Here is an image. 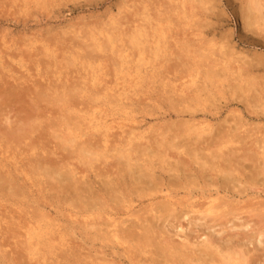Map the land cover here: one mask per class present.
<instances>
[{
    "label": "bare ground",
    "instance_id": "obj_1",
    "mask_svg": "<svg viewBox=\"0 0 264 264\" xmlns=\"http://www.w3.org/2000/svg\"><path fill=\"white\" fill-rule=\"evenodd\" d=\"M137 1H140V0H137ZM154 1H156V0H154ZM157 1L155 2V6L157 5ZM163 1L164 0H162V2ZM166 1H169V0H166ZM240 1H241V8H239V6H238V9L240 10V12H241L240 16L242 17V19L241 18L239 19V20H242L241 26H243V29L247 31V34L251 33L253 37L259 36V38H260V35H263L261 33L264 32V0H240ZM240 1H239V4H240ZM18 2H19V0H18ZM18 2H16V3H18ZM32 2H34L37 5V7L38 6L44 7V5L46 4V0H32ZM48 2L50 3V1H48ZM134 2H135V0H134ZM134 2H133V4H134ZM145 2L147 4L148 0H145ZM145 2H142L143 4H140L142 6V7H140V10L138 7H137L138 9L136 8L137 10H139L138 11L139 14L136 15V16L140 17L138 20L134 17L135 12H132V11L130 12V13H133V15L131 14L134 17L133 20L136 19L138 22L135 20H134L135 21L134 22L132 19L130 20V18H131L130 17L128 19V21L130 20L132 23L134 22V25H132L130 23L131 25L130 24L129 25L131 27H129V29H125V31H121V29H120L121 26L126 27L127 23L124 22L125 20L123 21L124 23L121 24L120 22L117 23L114 20L116 18H111L110 19L111 27H109L110 29L107 32H105V34L100 33V34H102L104 40H102V38L101 39L95 38L96 37L95 33L92 34L90 37L91 41L94 45L93 48L96 51H98V52L103 51L104 52L105 47L107 50L109 49L110 51H112V55H114L115 59H117L119 62V64L117 63V65H119L120 68L122 67L121 68L122 72L125 71V74L130 76V79L132 78L131 75H134L133 77L135 78L134 79L135 82H133V79H132L131 80L132 84L131 85L129 84L130 86H128V87L125 86V82H126L127 78L124 79V76H123L122 81H121V79H118L119 77L117 79L115 78L117 81H115V83H114V87H113L114 89L111 90V88L110 89L108 88L110 92H113L112 95H107L109 93L107 88L105 90V94L101 93V91L99 89L100 93L104 94L103 98L109 99V100L107 99L106 100L107 103H105V104H109V108H106V110L96 112V110L94 111L91 107L89 108L88 106H82L84 103L83 104L76 103V105L79 106V107H77L79 109L77 110L74 107V105H72L71 107L75 108V110H72V108H71V111H70V107H68L70 105V102H68L67 99L71 100L72 98H74L73 101L76 99L75 101L78 102L80 100L79 96H78V99L76 96H74V94H77L78 92L71 95L70 92H68L65 88L66 92H64V93L66 94L68 92V95L64 94V96H60L61 95V92H60V95H56V97L53 98L55 95V92L53 90L51 91V89L49 87L51 84H48L49 86H47L45 88L43 87V89H45V90H42L41 86H43V84L38 82V81L35 82V79H34L32 84H36L37 86H34L32 88L27 87L30 84L29 79L32 78L33 76H26V77H24L25 79L22 78L21 76H19V78L16 77L18 79H15L13 77H10L9 75L8 76L7 75L5 76L4 74H3V76L0 75V149H1L0 151L2 152V154H1L2 157L4 155L6 156V154L8 155V157L4 156L3 161H5V158H6V159L11 160L13 163V161H18L17 157H20V156L21 157L24 156L23 158L29 157L30 158V159H28L29 163L27 165L25 163H24L25 165H20L21 163H19L20 167L18 168L20 170L24 166L28 167L27 171H24L23 170L24 168H23L22 172H21V173H23V175H25L26 181L27 182L33 181V184L35 183L34 185H32L33 187H38V188L43 187L44 191H45V189H48L47 187L49 186L50 187L49 189L53 188V190L55 191V193L57 195H62L61 197L64 199L63 201H65V203H66L65 205L68 208V213L70 216V218H69V216L67 218H69V220L70 219L71 220L73 219V221L75 220L74 222H80V221H78V219H81L82 220L81 224L83 226V229L85 228V231L91 235L92 241L100 240L102 243L103 242L104 243L105 242H108V243L111 242V245L113 246V248L118 247V248L122 249L124 254L131 253V251H132L134 253H141L144 256L148 255V256L155 257L157 264H173V263H175L174 258H176L177 261L179 260L178 264H252V260L250 258L251 257L250 255L252 252L251 250H247V248H246V250L245 249H239L238 250V247L236 249L235 246H234L235 248L232 246L229 249H227L226 247L223 249H220L219 248L220 246H217V245L220 244L221 241L218 244L216 242L212 241L214 234L209 233L210 232V231H208V230H210L209 227L208 228L204 227V229H206L208 231V234L206 235L205 233L202 232L203 233L202 234L203 239L199 240L200 236L197 238H196V236H194L196 239L194 240V238H193L194 241L190 242V240H192L193 235L191 238L189 237L190 236L189 234H188L189 236L187 235V232H189V233L191 232V234H192V231L190 230V228H191L190 225L195 224L193 221L190 220L191 218L188 219V217H189L188 215L191 213L193 215H199V217L203 218L202 220H206V219H210L212 221L214 220L213 223H215V221H220V220L225 222V220L228 219L227 216H230L231 213L234 214V212H238V210L240 211V209L243 210L244 207L240 208V206H239V202L237 201L238 198L237 199L235 198V200H236V202H235V200H231L232 199L231 196L230 197L227 196L229 192L234 193V194L238 193L239 194L238 196H243V194H246L245 192L246 191L248 192V190L252 189V190L257 191L258 188H260L259 189L260 192L264 194V138L258 139V141H256V140L252 141V139H251V142L249 143L248 147H247V144H245L243 142L245 138L244 139L242 138L241 141L239 139L240 142H237V141H236L237 143L234 142L236 144V147H235L234 143L231 142L232 140H231L230 134L235 133L238 128L244 127V125H240L241 121L243 120V117H240L241 113H239V117L237 118L238 120L235 117H233V118H235V120H237V123L233 122L234 126L232 124H230V122H229V124L232 126L226 125L227 126L226 127L224 125L223 131L214 132L213 130H214L215 126L211 125L207 120H205L206 118L201 119V120L195 119V116H194L195 113L194 112H197V110L196 109H194V110L190 109L191 107H190V105H188L189 103L186 104L184 102H181V103L177 102V100H180L183 98L182 94L185 93V91L183 89H180V90L177 89L174 92L179 93L180 96H182V98L178 97L179 99L177 98L176 101L175 100L172 101L167 96V99H169L170 100L169 102L172 103L171 106H173L172 107V110H174L173 112H175L177 115L188 114L189 119L180 124L181 126L179 129H182V130L178 131V127H177L178 125L175 126V128L177 127L176 128L177 131L176 132H175V130H173V131L175 132L176 136L173 135V138L171 140L168 139L167 141L163 142L164 140L161 141V139H160L161 142L158 143L159 144L158 147L163 146L164 149L166 148L164 151H160V152H156L155 150H152L151 149L152 147H150V145H149L150 143L147 144V147L142 144L143 143L142 140L143 139L146 140V139L143 136L144 135L143 132H140V133L136 132L137 127L129 128L131 130H130V133L128 135H127V133L129 132L128 130L126 133L123 134V132H125L123 130V128H126V127H123L124 125L121 126L120 125L121 123L120 124L116 123V120H114V119H112L111 121H109L107 119L108 116L111 118V117L115 116L116 114H119V112L123 113L124 111H126L128 109V104H125V101L128 100V96H129L128 94L129 93H130V95L134 94L131 92H135V90H134V89H136L135 87L140 85L142 82L146 83V80H148V78L151 79L154 76L157 77V75H158L155 72L157 68L154 71L153 69H150V67H148L147 63L145 62L146 57L144 58V56H143L145 49L143 50L142 48L144 46H148L147 48L151 49L152 48L151 45H154L155 49L153 50V48H152V55H155V59H157L156 57L158 55L156 52H159L162 49H165L166 46L168 45V44L166 45L167 41H165V38H166L165 33H166V31H169V29L165 30L164 25L162 23L163 21L161 22V20H162L161 16L162 15L164 16V10H166V9H164L163 5L165 6V8H167V5H169V4H167L168 2L167 3L164 2L167 5L162 3L163 8L161 7L160 10L163 11V13H161L157 9L158 8V6H157V8L156 7L153 8V11H154L153 14L149 13V11H152L151 8L153 6L151 7V5H148L149 9H147L148 6L144 5ZM159 2L161 5L160 0H159ZM211 2H212V0H211ZM21 3L22 4H25V3L29 4V2H27V0H22ZM174 4L176 5V3H174ZM174 4L172 6L174 8H171V9L172 10H175V9L179 10V11H177L179 13L178 16L179 17H180V15H181V17L183 16V20L180 17V19H181L180 21L183 22L185 20L186 23H184V26L188 25L190 30L192 27H194L193 24H190V23H193V21H194L193 19H196L197 21H199L197 18V14L202 12L205 15L204 16L205 18L213 16L214 7H213V5H210L209 0H178V4L176 6H174ZM212 4H214V2ZM138 5L134 4V6H138ZM187 5H189V7ZM9 6H10V3H9ZM12 6H13V3H12ZM16 6H17V4H16ZM22 6H24V11H25V9H28V8H25L27 5H22ZM32 6H34V5H30L29 7H32ZM125 6H127V5L124 2V9H126ZM129 7L130 6L128 4L127 8H129ZM18 8H14V10L18 9ZM171 9H170V11H171ZM199 9H201V10L198 11ZM29 10H28V12H29ZM135 10H133V11H135ZM215 10L217 11V8ZM122 11L120 10L118 12H122ZM125 11L126 10L123 11L124 15L122 13H117V14H121V16L123 15L124 17H125V15H128V17H129L130 16L129 10L127 11L129 14L124 13ZM166 11H169V10H166ZM140 12H141V14H140ZM197 12H199V13H197ZM170 13H168V14H170ZM20 14H22V13H20ZM217 14H221V13L217 12ZM217 14L215 13V17L217 16ZM24 15H25V12H24ZM124 17H120V19L118 18L117 20L122 21L121 19ZM202 18L203 17H201V20H202ZM171 19L174 20L173 17ZM212 19H215V18H212ZM163 20H166L165 22H166V24H168L167 18L164 17ZM173 20L171 22H173L177 28L178 22L176 23L175 22L176 20H174V21ZM197 21L196 22L194 21L195 22L194 24L198 23ZM203 21H202V24L200 21V25H203V23H204ZM205 21H206V19H205ZM216 21L217 20H215V22ZM126 22H127V20H126ZM207 22H208V20H207ZM207 24H210V23H207ZM207 24H206V27H208ZM179 25H181V24H179ZM197 25H199V23ZM200 25L198 26L199 27L198 30H200ZM204 25H205V23H204ZM178 27H180V26H178ZM203 27H205V26H203ZM218 27H216V28H218ZM67 28H70V27H67ZM180 29L181 28H179V30ZM182 29L184 30L185 28L182 27ZM196 29L197 28L195 27V30ZM172 30L170 29L171 32H172ZM69 31L71 32L72 29ZM77 31H75V30L73 31L76 38H78L76 36V34H79ZM70 32L67 31L66 33H70ZM82 32H84V34H86L87 30L86 31L84 30ZM64 33L62 31L61 36L63 34L65 37L66 33L65 34ZM196 33H198V32H196ZM201 33L202 32H200V34ZM190 34H191V32H190ZM198 34H196L197 37L199 36ZM58 35L60 36V34H58ZM70 35L68 37H70ZM126 35H128V36H126ZM172 35H171V37H172ZM81 36H83V35H81ZM81 36H79V37L81 38ZM180 36H181V34H180ZM180 36H178V38ZM202 36H204V35L202 34ZM221 36L218 35V39L220 38L218 42H215L214 39L210 40V38H209L210 41L209 40L207 41V44H209V46H210V47L207 46L209 48V50L202 49V50H204L203 51L204 53H205V50L207 51L205 54L202 51H201L202 53L200 52V54L197 53V51L199 52L200 49L203 47L202 45H200L199 47L196 46V47H198L196 49L197 51L194 50V52H193L194 57L193 56L192 57L198 58L196 56L198 54L199 57L202 59H206L205 57L211 58L210 60H206L207 62L209 61L208 63L211 64V67L209 65L210 68L207 69L206 71H204V73H202V70L199 67L201 70V74L203 76H200L198 72H196L194 74L195 69L193 68L194 72L191 75H189L190 80H189V82H187L188 84L186 83L188 85V86L186 85L187 90H188V88H192V89H195L194 91L196 92V90H197V88H199V86L200 87L202 86L204 88L205 83L207 84V81L209 82V84L215 83V82H216V84H218L217 81H219V80L222 83H224L223 81H225V80H221L220 78L221 77L225 78L228 74H230L231 76H233L234 79H231L230 76H229V78H230L231 82L232 81L234 82V84H232V86L231 85L229 86V84L231 83L229 81L228 83L226 82L228 84L226 86L230 87L231 91L237 92V94H238V92H240V94L242 95V101H247V103H248V106L244 107V109L245 110L247 109V111H248V108L250 106L251 109H249V110H251L253 114L254 113H263L264 114V101H263V97H262V94H264V93L258 92V90H256V88H254L256 85L254 87L253 86L251 87L252 83H254V82H255V84L258 83V81L255 80V78H256L255 74L252 72L254 74V77H253V75L251 77H253L255 81H252V83L250 81L251 85L248 83L246 84L244 81L245 77L244 78L242 77L243 66L245 65V63H247L245 61L248 59V57L246 55H243L242 53H238L237 51H235L234 47H229V45H231V44L228 45V41L225 39V37H223L224 34H222ZM243 36H244V34H243ZM83 37H85V36H83ZM83 37L81 40H78V41L84 40ZM100 37H101V35H100ZM125 37H127V39ZM257 37H256V40H257V42H259V40H261V39H258ZM124 38L127 41L126 43L129 42L130 46L132 45V48L135 47L138 49L139 58H141L143 56V59L141 58L140 60L142 62H145V63L140 64V62H141L140 60L136 61L137 65H135V62H133L132 60H129L127 62L128 55L125 57V55H126L125 54L126 51L124 53L125 46H123V48H122V45H120V47L118 46V43L123 44L122 39H124ZM69 40L70 39L67 40V43L71 41V40L70 41ZM72 40L77 41V39H74V35H73ZM84 41L86 42V40H84ZM36 42H37V40H36ZM181 42H183V41H181ZM184 42H185V40H184ZM37 43H39V42H37ZM79 43H82V42H79ZM79 43L77 42L76 44L79 45ZM195 43L192 42V44H195ZM76 44L74 43L73 45H76ZM85 44L87 46H90L87 43H84V45ZM180 44L181 43H179L177 45H179V48H181V50L184 51L182 53V56L184 53H189V51L191 52V50L187 51V48H188L187 44L184 43L183 46H181V47H180ZM204 44L206 45V43H204ZM32 45L33 44L24 45V46L28 47L27 52L28 51L36 52V53L39 52V54H36V56L40 55V56H47V57L50 56L51 53L53 54V51L52 52L50 51L51 47H50L49 43H48V45L41 43V46H42L41 49L35 48V46H32ZM82 45L83 44H81V46ZM103 45H106V46L103 47ZM159 45H160V47H159ZM61 46L65 47V44H63V45L61 44ZM77 46L75 47L76 49H77ZM168 46H170V45H168ZM4 47H6V45ZM13 47H16V46H13ZM18 47H20V46H18ZM26 47H24V48H26ZM205 47H203V48H205ZM60 48H62V47H60ZM16 49L18 51V48H16ZM57 49L59 50V48H57ZM67 49L69 50V48H67ZM72 49L73 48L71 47L70 51ZM88 49L89 48H87L85 51L87 52ZM170 49H172V48H170ZM175 49H177V48H175ZM189 49H193V48H189ZM2 50L3 49H1L0 51L2 52ZM35 50H37V51H35ZM54 50H55V48H54ZM95 50H94V52H95ZM114 50L116 51V53L114 52ZM11 51L13 52L14 50H11ZM25 51L26 50H24V52H23L24 54H25ZM167 51H169V50H167ZM173 51H174V49H173ZM178 51H179V49H178ZM178 51H176V52H178ZM1 52H0V69H1L0 73L2 74L3 70H4V72L6 74H8L10 72L9 71L10 65L6 66L5 63H7V62L6 61H5V63L2 62L3 60H2L1 55L3 53L1 54ZM3 52H4V50H3ZM71 52H68L67 55H69V56L71 55V57L74 55V57H76L75 58L76 63L78 62L77 60L80 59L79 61H80L81 66L84 65L82 67L83 69H85V66H89L87 64V60H83L84 58H80L78 56H75V54L71 53ZM86 52H84V54L88 58V55H86L87 54ZM8 53L10 54L11 52L9 51ZM66 53H67V50H66ZM106 53L107 52H105V54ZM123 53L125 54L124 56H123ZM134 53H133V55H134ZM149 53H151V50ZM149 53L146 50L145 54L147 55ZM169 53H170V51H169ZM195 53H197V54L195 55ZM20 54H21V52L19 53V55ZM63 54H65V52ZM77 54L80 56L79 53H77ZM91 54H92V51L89 53V55L92 57ZM95 54H99L98 55L99 59L97 56H96L97 57L96 59L99 60V62H101L100 58L102 59L104 57L103 56L104 54L102 56L100 55V53L95 52ZM8 55H7V59L10 56V55L9 56ZM58 55H59V52H58ZM61 55H62V52H61ZM161 55H159V56H161ZM177 55H180V53ZM12 56H14V52H13ZM17 56H14L13 58L18 59ZM189 56L190 55H188V57ZM19 57H22V56H19ZM28 57H29V55H28ZM172 57H173V55H171V58H169V59H172ZM178 57L179 56H177L175 59H177ZM3 58H4V56H3ZM180 58H179V60H182ZM183 58H185V57L183 56ZM17 59L11 58V60L9 62H12L14 60L16 61ZM22 59H21L20 63L18 61V65L21 68L26 66V64L24 63V61H22ZM48 59H49V57H48ZM63 59H64V57H63ZM63 59H61V60H63ZM70 59H73V57ZM70 59H68V61H65V62H69ZM89 59H90V57L88 58V60ZM147 59H149V57ZM186 59H187V57H186ZM256 59H257V57H256ZM162 60L164 61L167 59H161V61ZM194 60L195 59H193V61ZM258 60H253V62L257 61V63H256L257 66L255 65V67H254L255 70L258 69V72H260V70L264 71L262 64L260 62H258ZM46 61H48V60H46ZM84 61H86V65H85ZM157 61H158V59H157ZM161 61H158V62L160 64H162L163 61L162 62ZM183 61H185V59ZM259 61H261V60H259ZM65 62H64V65H65ZM166 62H164V64ZM188 62H190V61L188 60ZM200 62H199V64H200ZM26 63H28V62L26 61ZM35 63H37V62H35ZM35 63H34V65H35ZM47 63H50V62H47ZM71 63L70 62H69V64L66 63L67 64L66 67L68 65L70 66ZM88 63H89V61H88ZM90 63H93V62L90 61ZM96 63L98 64V62H96ZM129 63L133 64L132 68H128L125 70V68H127V65H130ZM149 63H151V62H149ZM183 63L184 62H182L181 64L183 65ZM190 63H187V64L189 65ZM12 64H14V62ZM73 64H75V61ZM187 64H185L184 66H187ZM263 64H264V62H263ZM49 65H51V64H49ZM56 65L57 66H55V67H58V63ZM98 65H100V64H98ZM201 65H199V66H201ZM73 66L74 65H72V67ZM152 66H154V65H152ZM156 66H159L158 63ZM194 66H196V65H194ZM76 67H78V66H76ZM142 67H143V69H142ZM201 67H204V65ZM50 68H51V66H50ZM189 68H190V66H189ZM195 68H197V67H195ZM246 68H245V70H246ZM45 69H48V68H45ZM64 69H66V68L64 67ZM188 70L190 71L191 68ZM56 72H58V71H56ZM160 72L161 71H159L158 73H160ZM27 73H29V72H27ZM49 73H50V71H49ZM59 73H61V72L59 71L57 74H59ZM190 73H191V71H190ZM54 74H55V72L53 73V75ZM163 74H164V71H163ZM95 75L93 76V74H92V76L89 77V81L91 82L90 84L92 85V88H94L95 85L101 84V83H99L100 77L95 76ZM14 76H15V74H14ZM39 77L38 78L36 77L37 80H39ZM41 77H42V75H41ZM64 77H65L64 78V80H65L66 76H64ZM80 77H82V76H80ZM115 77H117V76H115ZM201 77H202V79L200 80ZM249 77H248V79H250ZM45 78H47V77H45ZM45 78H44V80H45ZM57 78H58V76H57ZM61 78H62V76H61ZM101 78H102V76H101ZM217 78L219 80H217ZM68 80L69 79L67 78V82H68ZM10 81L13 83H11ZM86 81L87 80H85V83H86ZM127 81H128V79H127ZM55 82H59L58 79L55 80ZM102 82L105 85L107 83V82L105 83L104 81H102ZM117 82H121V83H117ZM147 82L149 83L150 81H147ZM9 83H11V84H9ZM78 83L79 82H77L76 85L81 86V84L78 85ZM40 84H42V85H40ZM44 84H47V83H44ZM58 84L59 83H57V86H59ZM60 84L63 86V81ZM209 84H208V86H209ZM260 84H261V82H260ZM65 85L67 86V84H65ZM70 85H69V87H70ZM180 85H182V87H183V85H185V84H180ZM57 86H55L56 87L55 90H58L59 88L61 89V86L60 87H57ZM108 86L110 87L111 84ZM133 86H135V87L133 88ZM214 86L216 87L215 84H214ZM152 87H153V85H152ZM52 88L54 89V87H52ZM72 88H71V90H73ZM79 88H81V87H79ZM100 88H102V87H100ZM162 88H161V90H162ZM203 88L200 90L198 89V90L203 91ZM218 88H220V86ZM38 89H40V90H38ZM168 89H170V88H168ZM174 89H176V87ZM48 90L50 92H47ZM62 90H63V87H62ZM103 90L104 89H102V91ZM207 90H208V88H207ZM263 90H261V91H263ZM79 91H81V90H79ZM99 91L96 93L94 92L95 94L92 97L93 99L90 96H89L90 98L87 97L89 101L92 100L91 101L92 103H90V105L93 104V102H97L99 95H101V94H99ZM189 91H191V89H189ZM170 92H172L171 89H170ZM228 92H229V90H228ZM56 93H57V91H56ZM84 93H83V96H84ZM207 93H209V92H207ZM248 93H249V95H248ZM229 94H230V92H229ZM233 94L237 97L236 93H233ZM31 95H32V97H30ZM105 95L107 97H105ZM197 95H199V94H195V96H197ZM250 95H252V96H250ZM170 97L172 98V95H170ZM210 97H212V95ZM220 97L221 96H219V98ZM223 97H224V95H223ZM238 97L241 98V96H239V95H238ZM65 98H67V99L65 100ZM84 98L85 97H83V99ZM103 98H102V100H103ZM200 98H202V97H200ZM253 98H257L258 99L257 101L260 102V106H259L260 108L257 107L259 109V111L256 108V106L259 103L256 102L255 101L256 99H255L254 103L256 102L258 104L253 105V103H252L253 100L251 101V99H253ZM190 99H192V97H190ZM234 99H236V98H234ZM183 100L186 101L187 99H183ZM210 100L212 101L214 99H210ZM66 101H67V104H69V105L66 106L67 108L64 111L67 113H64L62 115V118L59 117L60 120H58V122H56L57 121L56 118L55 119L53 118L54 120L52 119V122L50 125L51 127L56 126V128H60L59 129L60 131H58V132H56L57 130L55 131V128H54V132L52 135L49 132L50 133L49 137H51V138H49V140L51 141L50 143H53V144L56 143L57 147L54 148L55 150H53V152H51L52 150L51 151L49 150L50 152H47L45 149V147H46L45 143L42 142V144H41V141L44 139H45L44 140L45 142H49L48 139L45 138L47 136L46 135L44 136L42 133L44 130H45L44 132H46V127H48L47 124L49 125V123H47L48 120L46 118V115L42 112V111H44V110H42L43 109L42 105L44 106L43 102L45 103V105L46 104L49 105L50 103L51 104L52 103L59 104V102L66 104ZM164 101H166L165 98H164ZM188 101H186V102H188ZM40 102L42 103V105H40ZM127 102H129V101H127ZM169 102L167 101L166 103H169ZM200 102H201V100H200ZM241 103H243V102H241ZM198 104H200V103H198ZM244 104H245V102H244ZM251 104L253 106H251ZM4 105L10 109L7 110V108L4 107ZM12 105H16L17 109L19 111L17 110L16 113H13L11 115L12 109H13ZM179 105L182 107V109L179 107ZM55 106H57V105H55ZM117 106L119 107V109H116ZM209 107H211L210 104H209L208 108ZM45 108H46V106H44V109ZM62 108H63V106H62ZM129 108H131V107H129ZM20 109L23 110L22 113H21ZM53 109L55 110V108H53ZM96 109H98V108H96ZM170 110H171V108H170ZM56 111L57 110H55V113H56ZM214 111H216L215 108H214ZM13 112H15V109H13ZM44 112L46 113L48 111H44ZM49 112H51V109L49 110ZM202 112L204 113L205 111L203 110ZM207 112L209 113V111H207ZM249 112L250 111H248V114H250ZM132 113L133 112L127 113V116L129 117V120L134 122L132 119H130V117H132V116H130V114L132 115ZM206 113L203 114L204 115L203 117H205V115H208ZM252 113H251V115H252ZM58 114H61V113H58ZM125 114H126V112H125ZM50 115L53 116L52 112ZM209 115H210V113H209ZM257 115L258 114H256V116ZM52 116H50L49 119H51ZM70 116H72V117H70ZM223 119L228 120L227 117L226 118L224 117ZM226 120H224V121H226ZM233 121H234V119H233ZM221 122L222 121L219 122L220 126H222ZM226 123L223 122V124H226ZM243 123H244V121H243ZM169 126H171V125L169 124ZM50 128H49V130H50ZM118 128H120V129H118ZM114 129L120 130V132L117 135H115L117 138H119V139H117L118 141L115 140L116 138L114 135H110V132L113 131ZM51 131H53L52 128H51ZM155 132H157V131H155ZM160 132H162V131H160ZM213 132L217 133V135L215 136ZM37 133H39L38 136H37ZM163 133L165 134L164 131L160 134H157V135L155 133V136L160 135L161 138L163 137L164 139L165 138L167 139L168 137L166 135H165L166 137H164L162 135ZM212 133L214 136L212 135ZM47 134H48V132H47ZM125 134L127 135V138L122 137ZM247 134H246V136H248ZM182 137H184L186 139L188 138L187 139L188 141H186V143L178 142L177 140H179V139L183 140ZM263 137H264V135H263ZM258 138H262V137H258ZM53 139L56 140V142H52ZM153 140H155V139H153ZM141 141H142V143L139 144L138 142H141ZM175 141H177V142H175ZM155 142L156 141H154V143ZM227 144H229V145L233 144L234 146H227ZM50 147H51V145H50ZM155 147H157V145ZM46 148H48V147H46ZM57 148L59 149V155L56 153ZM48 149H50V148H48ZM51 149H53V148H51ZM157 149H159V148H157ZM167 150H175V154L169 153V152H167ZM249 150H250V152H249ZM175 155H176V159L174 158ZM177 156H179V157L177 158ZM181 156H186L187 160H189L188 158L190 157L192 160L195 161L194 165L196 164V162L200 161L199 163H201V164L197 163L195 165V167H196V169L201 168L203 170L199 171L200 173H197L198 175H194L193 177H192L191 173L189 174V176H186L184 174L179 173V171L177 170V167L174 168V166H175V162H178V160L180 159ZM68 157H72L69 159L74 160L73 163L75 162V164H71V163L68 164V162H69L67 160ZM23 158H21V160ZM153 158H156V160L152 161ZM109 159L111 160V162L109 163V166L111 165L112 168L110 167L111 169L109 171V169L107 167V170L101 172L99 170V166H101V165L104 166L106 161L108 162ZM166 159L170 160V161L172 160L171 163H174V164H170L169 168L168 167L166 168V166H165V165L169 164V162ZM24 160L27 161V159H24ZM197 160H199V161H197ZM179 161L182 163V160H179ZM247 161H249L251 163L249 165L245 166L244 164H246L245 162H247ZM3 163L4 162L0 161V196H1V198H3V196L7 197L8 198L7 200L12 199V198L15 199L20 194V192H21V194H23L22 192H25L23 190L21 191V187L19 186L20 184H17V182L15 180L16 179L15 173L14 174L12 173L13 172L12 170H14V172L17 173L18 169L16 166L13 167L12 165H7L8 161H7V164L6 163L3 164ZM79 163H83L81 165V167H80ZM96 163H98V164H96ZM16 164H17V162H16ZM177 164H179V162ZM198 164H199L200 168H199V166H197ZM191 165H193V164H191ZM82 166H84V168H86V169L88 168L90 171H91V169H93L94 170V171L92 170L93 173H95V171L97 172V174L93 178L99 179V181L102 184V186L100 188H98V189L96 188L97 190L92 188L93 187V186H91L92 185V181H91L92 179H90V176L88 177V176H86L87 174H85V172H87L88 170L86 171V169H82ZM180 167H182V166H180ZM104 168H106V166H104ZM191 168H192V166H191ZM246 170L248 171L249 175L248 174L245 175ZM182 180L184 182L186 181V182L190 183L189 186H191L193 183L195 187L192 188V190L196 189L195 191H199V192L201 191V193H199L198 196H193V194H195V193H193V194L191 193L192 195L191 194L189 195L188 192H186L187 193L186 194L187 199L186 198H184L186 200L181 199L182 201H185L184 205H183V202L178 203V205H180V206L183 205L182 208H184V210L187 211L186 214L181 213L180 211H179V213L177 212L178 214H174L177 210V205L174 202L175 198L172 196L173 191L171 190L172 191L171 192L170 189H168L169 188L168 186L173 185L174 187H176L177 186L176 184L177 183L180 184V182ZM199 180L200 181L203 180V183L201 182L202 186H200V187H199L200 182H198ZM23 181L25 182V180H23ZM97 181L98 180H96V182ZM19 182H21V181H19ZM96 182H95V184H96ZM181 185H182V182H181ZM95 187H96V185H95ZM192 187H193V185H192ZM184 188H186V187H184ZM255 188H257V189H255ZM186 189H188V187ZM180 191H182V190H180ZM182 193H183V191H182ZM28 196L30 197V195H28ZM133 197H135V198H147V202H146L147 204L145 205L144 208L136 209L133 205V203H134ZM182 197H183V195H182ZM200 199H202V202L197 203V200H200ZM1 200H4V199H1ZM156 200H159V201L156 202ZM262 200H263L262 202H256L254 204H250L249 207L246 206V208L248 210L249 209L250 210H249V212H245V213H249V215L251 216L250 218L255 217V215H256L257 222L255 221V223L259 224V222H260V224L258 226H260L262 224L261 222H264V199H262ZM15 201L13 202L14 204L11 205V208L12 207L14 209L16 208L21 213L18 215V218H16V219L14 218L13 215L11 217V219H15L17 221V224H16L17 227L16 228H17V230H19V232L16 233L18 235V236L16 235L18 237V238L16 237L18 239V241L16 242L15 245L22 252V254H25L27 259L30 258V261H35L36 263H34V264H40V263L43 264L45 261H48L46 256H48L49 254H53L52 256L54 257V253H55L54 251H58V249H59V250H62L61 251L62 253H64L63 248L70 249L68 240L65 239V235L67 233L63 232L64 228L62 230L61 225L58 224L59 225L58 226L57 224H55L56 221L54 220V218L52 220L49 216H46V214L43 213L42 210H38V209L37 210L33 209L34 210L33 214H34V216L36 215V217H34L33 215L29 216L24 211V209H25L24 204L25 203H23L22 200H19L16 202ZM30 202H32V201H30ZM180 206H179V208H180ZM2 207H4V206H2ZM246 208H244V209H246ZM7 210H9V209H7ZM36 212H37V214H35ZM2 213H4V211ZM234 217H233V219L236 220V218H234ZM193 218H195V217H193ZM167 219H174V221H180V222H176V223H178V225L176 224L177 226L174 227L173 225L171 226V225H169V223H166ZM3 220H6V219H3ZM181 221H182V223H181ZM70 222H72V221H70ZM183 223L184 224L186 223L187 227H184ZM229 223L231 224V226H230L231 230L232 229L240 230V231H243V229L248 230L247 227L250 226L248 221H245L241 224H233V222L231 223V220H229L226 222V225ZM62 224H64V223H62ZM68 224L70 225V223H68ZM81 224H80V226H81ZM217 224H219V223H217ZM214 225L211 224V227ZM71 226H72V223H71ZM189 226H190V228H189ZM219 226H221L220 228L223 227L222 224H219ZM263 226H264V223H263ZM7 227H8V225H7ZM196 227H198V226H196ZM214 227H216V225ZM255 227H257V226H255ZM260 227H262V226H260ZM78 228L80 229V227H78ZM188 228H189V230H188ZM226 228H228V227H226ZM0 229H1V227H0ZM72 229H73V227H69V229L67 228V230H64V231H68V232L70 231L71 232ZM218 229H219V227H218ZM249 229L251 230V226L249 227ZM74 230L75 229H73V231ZM216 230L217 229H215V231ZM219 230H221V229H219ZM202 231H204V230H202ZM221 231L223 232V230H221ZM0 232H2V231H0ZM74 232H73V234H74ZM226 232H227V230H226ZM232 232H233V230H232ZM237 232H239V231H237ZM215 233L219 234L220 231L215 232ZM235 233H233V234L231 233V234L234 235ZM255 233L257 236L258 245H263L264 242L262 241V239L264 238V232H262L261 229H258ZM7 234H9V233L7 232ZM7 234H4V235L6 236ZM88 234H86V236ZM245 234L243 236H245ZM241 235H242V233H241ZM250 235H251V232H250ZM10 236H12V235H10ZM78 236H79V234H78ZM226 236H227V234H226ZM236 236H237V234H235V236H231V237L235 239ZM248 236H249V234H248ZM8 237H4V238H8ZM74 237L76 238V236H74ZM4 238H2V239H4ZM173 238H176L178 242L176 241V239H175V241H176L175 242L173 240ZM238 238H239V236H238ZM89 239H90V237H89ZM249 239H250V237H249ZM226 240L227 241L225 243L232 241V239L230 237L227 238ZM5 242H6V240H5ZM70 242L72 243V240ZM240 245H242V244H240ZM1 246H0V254L4 253V251H3L4 248H7V251H8V247L5 246V244H4V246H2V247ZM243 246H245V245H243ZM243 246H242V248H243ZM102 247H104V246L102 245ZM263 248H262V250H263ZM73 251H74V249H73ZM11 255H12V253H11ZM63 255L67 256V253L66 254L64 253ZM260 255H262V254H260ZM260 255H259V257H260ZM8 256H6V257L0 256V264H7L6 262H8V264H17L16 262H10L12 257L8 261L7 260ZM72 256H73L72 258H74L73 252H72ZM124 256H127V255H124ZM130 256H131V254H130ZM69 257H70V255H69ZM67 258H68V256H67ZM49 259H50V257H49ZM74 259H73V261H74ZM157 259H161V261H158ZM56 260L58 261V258ZM134 260H132V261H134ZM95 261H94V264H95ZM105 261H103V262H105ZM110 261L114 262L113 260H110ZM150 261L153 262L152 259H150ZM116 262H118V260ZM46 263H48V262H46ZM19 264H20V262H19ZM119 264H121V263H119Z\"/></svg>",
    "mask_w": 264,
    "mask_h": 264
},
{
    "label": "rangeland",
    "instance_id": "obj_2",
    "mask_svg": "<svg viewBox=\"0 0 264 264\" xmlns=\"http://www.w3.org/2000/svg\"><path fill=\"white\" fill-rule=\"evenodd\" d=\"M21 1L22 0H19V2H18V0H0V50L1 49H3L4 50V52H3V50H2V52H1V56H2V62L3 63H5V61L7 62V63H5L6 64V66L7 65H10L9 66V73L8 74H6L5 72H4V70H3V73L1 74L0 73V75H2L3 76V74L6 76H10V77H13V78H15V79H18L19 78V76H21L22 78H24V77H26V76H33L32 78H30L29 80H30V84L27 86L28 88H32V87H34V86H37L36 84H32V82L34 81V79H35V82H40V83H42L43 84V86H41V89L42 90H45V89H43V87L45 88V87H47V86H49L48 84H51L49 87H50V89H51V91L53 90L54 92H55V95H54V97L53 98H55L56 97V95H60V92H61V95L60 96H64V92H66L65 91V88H66V90L68 91V92H70V94L71 95H73L74 93H77V94H74V96H76L77 97V99H78V96H79V99L81 100H79L78 102L77 101H73V99L74 98H72L71 100L70 99H67V98H65V100L67 99V101L68 102H70V105L69 104H67V101H66V104L64 103H60L59 102V104H57V103H50L49 105L48 104H46L45 105V103L43 102V104H44V106H46V108L44 109V106L42 105V103L40 102V105H42V110H44V111H48V112H44V111H42L45 115H46V118H47V123H49V125L47 124V126L48 127H46V132H44L43 130V135L45 136H47V137H45L46 139H48V141L49 142H45L44 140H42L41 141V144H42V142L43 143H45V145H46V147H48V148H50V149H48V148H46L45 147V149H46V151L47 152H50L51 150V152H53V150H55L54 148L55 147H57V145H56V143H50L51 141L49 140V138H51V137H49V135H50V133H51V135L53 134V132H54V128H55V131L56 132H58V131H60L59 129L60 128H56V126L55 127H51L50 125H51V122H52V119L54 118H56V122H58V120H60V118L59 117H61L62 118V115L64 114V113H67V112H65L64 110L67 108L66 106H68V107H70V111H71V108H72V110H75V108L78 110L79 108H77V107H79L78 105H76V103H78V104H83L82 106H88L89 108L91 107L94 111L96 110V112H98V111H104V110H106V108H109V104H105V103H107V99H105V98H103V95L105 94V90H106V88L108 89H110L111 88V90H113L114 88V83H115V81H117L116 79L118 78V79H121V81H122V78H123V76H124V79H128V81H127V79H126V82H125V86L126 87H128V86H130L132 83V79H133V82H135L134 81V75H131V79H130V76H128L127 74H125V71L124 72H122V70H121V68L119 67V65H117V63L119 64V62H118V60L117 59H115V56L114 55H112V51H110L109 49L107 50L106 49V47L104 48V52L103 51H101V52H98V51H96L93 47H94V45H93V43H92V41H91V35L92 34H94L95 33V35H96V37L95 38H102V40H104V38H103V36H102V34H100V33H104L105 34V32H107L110 28L109 27H111V21H110V19L111 18H116V19H114L117 23L118 22H120L121 24L122 23H127L126 24V27L124 28V27H122L121 26V31H125V29H129V27H131L130 25L132 24V25H134V22L135 21H137L140 17H138V16H136L137 14H139V10H140V7H142L140 4H143L142 2H145V0H140V1H137V0H135V2H134V0H46V4L44 5V7L43 6H38L37 7V5L34 3V2H32V0H27V2H29V4H27V3H25V4H22L21 3ZM48 1H50V3L48 2ZM137 1V2H136ZM154 1V0H153ZM152 0H148V2H147V4H146V2L144 3V5H146V6H148V5H151V9H152V11H149V13L150 14H153L154 13V11H153V8L154 7H156L157 8V6H158V10L161 12V13H163V11H161L160 10V8L162 7V3L163 4H166L167 2V4H169V5H167V8H165V6L163 5V7H164V9H166V10H169V11H166V10H164V16L162 15L161 16V22L163 23V25H164V29L165 30H168L169 29V31H166V33H165V41H167L166 42V45L168 44V45H170V46H166V48L165 49H162L161 51H159V52H156L157 53V59H158V61H161V59H167V60H162L161 62H162V64H160L158 61H157V59H155V55H152V48H153V50L155 49V47H154V45H151V53H149L150 52V50L147 48L148 46H144L142 49L144 50V54H143V56H144V58H145V62L147 63V65H148V67H150V69H153L154 71H155V69H156V73L158 74L157 75V77L156 76H154L153 78H151V79H149L148 78V80H146V83L144 82H142L140 85H138L137 87H135V86H133V88L135 87L136 89H134L135 90V92H131V93H134V94H131L130 95V93L128 94L129 96H128V100L127 101H129V102H127V101H125V104H128V109L126 110V111H124L123 113L122 112H119V114H116L115 116H113V117H109L108 116V120L109 121H111L112 119H114V120H116V123H121L120 125L122 126V125H124L123 127H126V128H123V130L125 131V132H123V134L124 133H126L127 132V130L129 131L128 133H127V135L130 133V130L131 129H129V128H132V127H137V130H136V132H143V136H144V138L147 140H142L143 141V143H142V141L141 142H138L139 144L140 143H142L144 146H146L147 147V144H149L150 145V147H152L151 149L152 150H155L156 152H160V151H164L165 149H164V147L162 148L161 146V148L160 147H158V143L159 142H161L162 140H164L163 142H165V141H167L168 139L169 140H171L172 138H173V135L174 136H176L175 135V132L177 131V127H178V131L179 130H182V129H179L180 128V124L181 123H183L184 121H186V120H188L189 119V115L188 114H182V115H177L175 112H173L174 110H172V107L173 106H171V104L172 103H170L169 101L170 100H172V101H176L177 100V98L179 97V98H182V96H180V94L179 93H175L174 91H176L177 89L178 90H180V89H183L184 91H185V93L184 94H182L183 95V98L182 99H180V100H177V102H179V103H181V102H184V103H186V104H188V105H190V109H192V110H194V109H196L197 110V112H194L195 114H194V116H195V119H197V120H201V119H205V120H207L211 125H213V126H215L214 127V132H218V131H223V127H224V125L226 126V125H229V126H234V124H233V122L234 123H237V118L239 117V113H241L240 114V117H243V120L241 121V124L240 125H244V127H241V128H238L237 129V131L235 132V133H232V134H230V137H231V142H240L241 140H242V138L244 139V143L245 144H247V147L249 146V143L251 142V139H252V141H254V140H256V141H258V139H263L264 137H263V135H264V114L263 113H252V111L251 110H249V109H251V107L249 106V108H248V111H250L249 113L250 114H248V111H247V109L245 110L244 109V107H247L248 106V103H247V101H242V95L240 94V92H238V94H237V92H233V91H231V89H230V87H228V86H226V85H228L227 83L230 81L231 82V80H230V78L231 79H234L233 78V76H231L230 74H228L225 78H220L221 80H225V81H223L224 83H222L218 78H217V80H219V81H217V83L218 84H216V82L215 83H210L209 84V82L207 81V84L205 83V86H204V88L201 86H199V88H197V90H196V92L194 91L195 89H192V88H188V90H187V82H189V80H190V77H189V75H191L193 72H194V70H193V68L195 69V72H194V74L196 73V72H198L199 73V75L200 76H203L202 74H201V70H202V73H204V71H206L207 69H209L210 67H211V64H209L206 60H210L211 58H209V57H205L206 59H202V58H200L199 57V55L197 54V53H199L200 54V52L202 51H204V50H202V49H206V50H209V48L207 47V46H209V44H207V41L209 40V38H210V40L211 39H214V41L215 42H218L219 41V39H218V35L219 36H221L222 34H224V36L223 37H225V39L228 41V45L229 44H231V45H229V47H234V49H235V51H237L238 53H242L243 55H246L247 57H248V59L245 61V62H247V63H245V65L243 66V71H242V77L245 79L244 81H245V83L247 84H250V81H251V83H252V81H258V83L257 84H255V82L254 83H252V85H251V87L253 86H255L254 88H256V90H258V92H263L264 93V71H262V70H260V72H258V69H256L255 70V65L257 66V61L256 62H253V60H261V61H259L258 60V62H260L261 64H262V67H263V70H264V64H263V62H264V32L263 33H261V34H263V35H260V38H259V36L257 37L258 39H261V40H259V42H257V40H256V37L254 36H252V34L251 33H249V34H247V31L246 30H244L243 29V26H241L242 25V23H241V21L242 20H239L240 18L242 19V17L240 16L241 15V12H240V10L238 9V6H239V8H241V1L240 0H212V2H211V0H209L210 1V5H213V7H214V10L217 8V11L215 10H213V16H211V17H207V18H205L204 16V14L201 12V13H199V12H197V13H199V14H197V18H198V20L199 21H197L196 19H193L195 22L197 21L198 23H199V25H200V21H201V24H202V21L205 23V25H204V23H203V25H200V30H198L199 29V25H197L198 23H196V24H194L195 22L193 21V23H190V24H193L194 25V27H192L191 28V30H190V28H189V26L188 25H185L184 26V23H186L185 22V20L182 22V21H180L181 19L183 20V16L181 17V15H180V17H181V19H180V17L178 16V12L177 11H179V10H172L171 8H174V7H172L173 6V4L174 3H176V5L178 4V0L176 1V0H169V1H166V0H164L163 2H162V0H160L161 1V5H160V2H159V0L157 1V5L155 6V2L156 1H154L153 2ZM238 1V2H237ZM239 1H240V4H239ZM16 2H18V3H16ZM32 2V3H31ZM124 2H125V4L128 6V4H129V8H127V6H125V8L126 9H124ZM128 2V3H127ZM133 2H134V4L135 5H138V6H134V4H133ZM140 2V3H139ZM164 2H166V3H164ZM172 2V3H171ZM174 2V3H173ZM214 2V4H212ZM9 3H10V6L12 7H10L9 6ZM12 3H13V6H12ZM49 3V4H48ZM159 3V4H158ZM15 4V5H14ZM16 4H17V6H16ZM218 4V5H217ZM220 4V5H219ZM22 5H27L25 8H28V9H25V11H24V6H22ZM30 5H34V6H32V7H29ZM175 4H174V6H176ZM215 5V6H214ZM15 6V7H14ZM171 6V7H170ZM188 7H189V5H187ZM217 6V7H216ZM19 7V8H18ZM22 7V8H21ZM34 7V8H33ZM43 7V8H42ZM133 7V8H132ZM139 8V10H137L138 8ZM162 7V8H163ZM170 7V8H169ZM216 7V8H215ZM14 8H18V9H15L14 10ZM122 8V9H121ZM137 8V9H136ZM155 8V9H156ZM22 11H20V10ZM30 9V10H29ZM132 9V10H131ZM137 11H136V10ZM147 9H149V6H148V8ZM170 9H171V11H170ZM19 10V11H18ZM28 10H29V12H28ZM124 11V10H126L124 13H128L127 11L129 10V13L132 11V12H135L134 14H135V18L137 19H134L133 20V13H130V16L128 17V15H125V17L123 16L124 14H123V11L122 12H118V11ZM133 10H135V11H133ZM163 10V9H162ZM201 9H199L198 11H200ZM142 11V10H141ZM18 12V13H17ZM24 12H25V15H24ZM171 12V13H170ZM217 12H219V13H221V14H217ZM20 13H22V14H20ZM117 13H122L123 15L121 16V14H117ZM128 13V14H129ZM168 13H170V14H168ZM215 13L217 14V16L215 17ZM239 13V14H238ZM132 14V15H131ZM140 14H141V12H140ZM166 14V15H165ZM203 15V16H202ZM222 15V16H221ZM171 16V17H170ZM219 16V17H218ZM120 17H124V18H122L121 20L122 21H120V20H117L118 18L120 19ZM128 17V18H127ZM131 17V18H130ZM164 17L165 18H167L168 19V24H166V20H163L164 19ZM174 18V20H176L175 22L178 24L177 25V28H176V25H174V23L173 22H171L173 19H171V18ZM201 17H203L202 18V20H201ZM218 17V18H217ZM127 18V19H126ZM130 18V20L132 19L134 22L132 23L130 20L128 21V19ZM179 18V19H178ZM212 18H215V19H212ZM205 19H206V21H205ZM125 20V21H124ZM126 20H127V22H126ZM173 20V21H174ZM207 20H208V22H207ZM215 20H217L216 22H215ZM124 21V22H123ZM212 21V22H211ZM138 22V21H137ZM192 22V21H191ZM131 23V24H130ZM207 23H210V24H207ZM215 23V24H214ZM130 24V25H129ZM172 24V25H171ZM179 24H181V25H179ZM206 24L208 25V27H206ZM212 24V25H211ZM218 24V25H217ZM124 25V24H123ZM197 25V26H196ZM214 25V26H213ZM169 26V27H168ZM173 26V27H172ZM178 26H180V27H178ZM203 26H205V27H203ZM218 27V28H216V27ZM67 27H70V28H67ZM73 27V28H72ZM182 27H184L185 29L183 30L182 29ZM195 27L197 28L196 30H195ZM77 28V29H76ZM179 28H181L180 30H179ZM189 28V29H188ZM204 28V29H203ZM72 29V31L70 32L69 30H71ZM83 29V30H82ZM170 29L172 30V32L170 31ZM193 29V30H192ZM203 29V30H202ZM67 30L68 32H70V33H66L65 31ZM77 31L79 34H76V36L79 38H76L75 37V34L73 33V31ZM86 31L87 30V35L86 34H84V32H82V31ZM178 30V31H177ZM186 30V31H185ZM62 31H63V33L65 32L66 33V35H65V37H64V35L62 34V36H61V33H62ZM195 31V32H194ZM202 32L201 34H200V32ZM175 32V33H174ZM190 32H191V34H190ZM194 32V33H193ZM196 32H198V33H196ZM64 33V34H65ZM89 33V34H88ZM91 33V34H90ZM173 35H172V34ZM58 34H60V36L58 35ZM72 36H71V35ZM101 35V37H100V35ZM180 34H181V36H180ZM195 36H194V35ZM196 34H198L199 36L197 37L196 36ZM202 34L205 36H202ZM218 34V35H217ZM221 34V35H220ZM243 34H244V36H243ZM70 35V37H68ZM73 35H74V39H77V41H75V40H72V38H73ZM81 35H83V36H85V37H83V36H81ZM171 35H172V37H171ZM249 35V36H248ZM79 36H81V38L79 37ZM99 36V37H98ZM126 36H128V35H126ZM178 36H180L179 38H178ZM215 36V37H214ZM82 37L84 38V40H86V42L84 41V40H82V41H78V40H81L82 39ZM177 37V38H176ZM222 37V36H221ZM262 37V38H261ZM65 38V39H64ZM67 38V39H66ZM126 39H127V37H125ZM122 39L123 40V44H119L118 43V46L120 47V45H122V48H123V46H125V48H124V53H125V51H126V55L123 53V56L125 55V57L128 55V59H127V62L129 61V60H132L133 62H135V65H137V63H136V61H139L141 58L143 59V56L141 57V58H139V55H138V49L137 48H135V47H133L132 48V45L130 46V43L128 42V43H126L127 41H126V39ZM181 38V39H180ZM43 39V40H42ZM68 39H70L69 41L70 42H68L67 43V40ZM99 39V40H100ZM167 39V40H166ZM170 39V40H169ZM176 39V40H175ZM206 39V40H205ZM36 40H37V42H39V43H37L36 42ZM43 42H42V41ZM63 40V41H62ZM169 40V41H168ZM175 40V41H174ZM184 40H185V42H184ZM193 40V41H192ZM200 40V41H199ZM209 40V41H210ZM173 41V42H172ZM181 41H183V42H181ZM190 41V42H189ZM36 42V43H35ZM46 42V43H45ZM79 43V42H82V43H79V45L78 44H76V43ZM176 42V43H175ZM187 42V43H186ZM192 42L193 43H195V44H192ZM203 44H202V43ZM41 43L42 44H47L48 45V43L50 44V47H51V52L53 51V54L55 55H53L52 53H51V55L50 56H48L49 57V59H48V57L47 56H40V55H37L36 56V54H39V52H30V51H28L27 52V50H28V47H26V46H24V45H27V44H33L32 46H35V48H39V49H41ZM76 44V45H73V44ZM84 43H87L88 45H90V46H87L86 44V46L84 45ZM172 43V44H171ZM175 43V44H174ZM179 43H181L180 44V47L181 46H183V44L185 43V44H187L188 45V48H187V51H189V50H191V52L189 51V53H184L183 54V56L185 57V58H183V56H182V53L184 52V51H182L181 50V48H179V45H177V44H179ZM204 43H206V45L204 44ZM4 44V45H3ZM20 44V45H19ZM36 44V45H35ZM55 46H54V45ZM61 44L63 45V44H65V47H63V46H61ZM81 44H83L82 46H81ZM126 44V45H125ZM6 45V47H4ZM53 45V46H52ZM78 45V46H77ZM173 45V46H172ZM200 45H202L203 47H205V48H201L200 49V51L198 52L196 49L200 46ZM13 46H16V47H13ZM18 46H20V47H18ZM68 46V47H67ZM77 46V49L75 48ZM81 46V47H80ZM104 46H106V45H103V47ZM178 46V47H177ZM193 46V47H192ZM196 46H198V47H196ZM11 47V48H10ZM24 47H26V48H24ZM55 48V50H54V48ZM60 47H62V48H60ZM71 47L73 48L71 51H70V49H71ZM159 47H160V45H159ZM162 47V46H161ZM210 47V46H209ZM9 48V49H8ZM15 48V49H14ZM16 48H18V51H17V49ZM23 50H21V49ZM57 48H59V50L57 49ZM64 48V49H63ZM66 48V49H65ZM67 48H69V50L67 49ZM87 48H89L88 50H87V52L85 51ZM91 48V49H90ZM140 48V49H141ZM147 48V49H146ZM157 48V47H156ZM170 48H172V49H170ZM175 48H177V49H175ZM189 48H193V49H189ZM9 52H11L10 54L6 51V50ZM14 50L13 52H14V56H17L18 57V59L17 58H13L14 56H12L13 55V52L11 51V50ZM20 49V50H19ZM62 49V50H61ZM126 49V50H125ZM173 49H174V51L176 50V51H178V49H179V51L178 52H174L173 51ZM24 50H26L25 51V54L23 53L24 52ZM66 50H67V53H66ZM76 50V51H75ZM90 50V51H89ZM94 50H95V52L96 53H100V55L102 56L103 54V58L101 59L100 58V60H101V62H99V60H97L96 58L98 57V55L99 54H95V52H94ZM146 50H147V52L149 53V54H145L146 53ZM167 50H169L170 51V53H169V51H167ZM184 50V49H183ZM194 50L195 51H197V53H195V55L198 57V58H193L194 57ZM205 50V53L207 52ZM35 51H37V50H35ZM40 51V50H39ZM80 51V52H79ZM92 51V57L94 58H92L90 55H89V53ZM181 51V52H180ZM186 51V52H187ZM7 52V53H6ZM16 52V53H15ZM21 52V54L19 55V53ZM41 52V51H40ZM56 52V53H55ZM58 52H59V55H58ZM61 52H62V55H61ZM65 52V54H63ZM68 52H71V53H74L75 54V56H78V57H80V58H84L83 60H87V64L89 65V66H85V69H83L82 67L84 66H81V64H80V59L79 60H77L78 62L76 63V57H74V55L72 56L73 57V59H70V58H72L71 57V55L69 56V55H67L68 54ZM79 53L80 54V56L77 54V53ZM83 52V53H82ZM84 52H86L87 54L86 55H88V58L90 57V59L88 60V58L85 56V54H84ZM105 52H107L106 54H105ZM114 52L116 53V51L114 50ZM136 54H135V53ZM201 52V53H202ZM6 53V54H5ZM32 53V54H31ZM133 53H134V55H133ZM172 53V54H171ZM180 53V55H177V54H179ZM191 53V54H190ZM204 53V52H203ZM204 53V54H205ZM10 56H9V55ZM12 54V55H11ZM17 54V55H16ZM44 54V53H43ZM151 54V55H150ZM162 54V55H161ZM164 54V55H163ZM186 54V55H185ZM190 55L189 57H188V55ZM6 55V56H5ZM7 55L10 57H8V59H7ZM28 55H29V57H28ZM49 55V54H48ZM95 57H94V56ZM150 55V56H149ZM159 55H161V56H159ZM171 55H173V57H172V59H169V58H171ZM3 56H4V58H3ZM19 56H22V57H19ZM82 56V57H81ZM84 56V57H83ZM97 56V57H96ZM100 56V57H101ZM134 56V57H133ZM175 56V57H174ZM177 56H179L177 59H175ZM182 56V57H181ZM193 56V57H192ZM29 59H28V58ZM35 57V58H34ZM46 57V58H45ZM57 57V58H56ZM63 57H64V59H63ZM86 57V58H85ZM149 57V59H147ZM165 57V58H164ZM181 57V58H180ZM186 57H187V59L191 62H188V60L186 59ZM256 57H257V59H256ZM11 58L12 59H17L16 61L14 60V61H12V62H9L10 60H11ZM24 60H23V59ZM134 58V59H133ZM161 58V59H160ZM179 58L180 59H182V60H179ZM200 58V59H199ZM21 59H22V61H24V63L26 64V66L25 67H23V68H21V67H19V65H18V61H19V63H20V61H21ZM61 59H63V60H61ZM68 59H70L69 60V62L71 63L72 61V63H71V65L69 66H67L66 67V63H68L69 64V62H65V61H68ZM93 59V60H92ZM98 59H99V57H98ZM137 59V60H136ZM152 59V60H151ZM176 61H175V60ZM185 59V61H183ZM193 59H195L194 61H193ZM28 62V63H26V61ZM33 60V61H32ZM38 60V61H37ZM46 60H48V61H46ZM95 60V61H94ZM148 62H147V61ZM171 60V61H170ZM179 60V61H178ZM198 60V61H197ZM53 61V62H52ZM74 61H75V64H73L74 63ZM88 61H89V63H88ZM90 61L91 62H93V63H90ZM117 61V62H116ZM141 61V60H140ZM167 61V62H166ZM170 61V62H169ZM184 62L183 63V65L181 64L182 62ZM203 63H201V62ZM205 61V62H204ZM212 61V60H211ZM14 62V64H12ZM35 62H37V63H35ZM46 62V63H45ZM47 62H50V63H47ZM64 62H65V65H64ZM85 62V65H86V61H84ZM96 62H98V64H100V65H98ZM145 62H140V64H143V63H145ZM149 62H151V63H149ZM158 63V65L159 66H156L157 65V63ZM164 62H166L165 64H164ZM186 62V63H185ZM199 62H200V64H199ZM207 62V63H206ZM34 63H35V65H34ZM40 63V64H39ZM45 65H44V64ZM58 63V67H55V66H57L56 64ZM153 63V64H152ZM187 63H190L189 65L187 64ZM211 63V62H210ZM252 63V64H251ZM255 63V64H254ZM49 64H51V65H49ZM91 64V65H90ZM130 64V63H129ZM156 64V65H155ZM164 64V65H163ZM185 64H187V66H184ZM202 64V65H201ZM248 64V65H247ZM260 64V65H261ZM39 65V66H38ZM49 65V66H48ZM72 65H74L73 67H72ZM80 65V66H79ZM152 65H154V66H152ZM163 65V66H162ZM194 65H196V66H194ZM199 65H201V66H203L204 65V67H201V66H199ZM208 67H207V66ZM209 65H210V67H209ZM50 66H51V68H50ZM76 66H78V67H76ZM132 66H133V64L131 63L130 65H127V68H125V70L126 69H128V68H132ZM156 66V67H155ZM161 66V67H160ZM189 66H190V68H191V73H190V71L188 70V69H190L189 68ZM206 66V67H205ZM41 67V68H40ZM64 67L66 68V69H64ZM81 67V68H80ZM153 67V68H152ZM195 67H197V68H195ZM201 68V70H200V68ZM233 67V66H232ZM246 68V70H245V68ZM38 68V69H37ZM45 68H48V69H45ZM50 68V69H49ZM204 68V69H203ZM253 68V69H252ZM52 69V70H51ZM57 69V70H56ZM59 69V70H58ZM142 69H143V67H142ZM1 70V69H0ZM193 70V71H192ZM49 71H50V73H49ZM52 71V72H51ZM56 71H60L61 73H59V74H57L58 72H56ZM159 71H161L160 73H158ZM163 71H164V74H163ZM27 72H29V73H27ZM55 72V76L53 75V73ZM65 72V73H64ZM166 72V73H165ZM184 72V73H183ZM255 74V80H254V74ZM256 72V73H255ZM245 73V74H244ZM14 74H15V76H14ZM92 74H93V76L95 75V76H98V77H100V79H99V83H101V84H98V85H95L94 86V88H92V85L90 84L91 82L89 81V77L90 76H92ZM251 74V75H250ZM41 75H42V77H41ZM164 75V76H163ZM247 75V76H246ZM253 75V77H251ZM257 75V76H256ZM260 75V76H259ZM40 76V77H39ZM53 76V77H52ZM57 76H58V78H57ZM61 76H62V78H61ZM64 76H66V79L64 80ZM80 76H82V77H80ZM101 76H102V78H101ZM115 76H117V77H115ZM122 76V77H121ZM128 76V77H127ZM223 76V75H222ZM229 76H230V78H229ZM250 76V77H249ZM16 77H18V78H16ZM20 77V78H21ZM39 77V80H37V78ZM45 77H47V78H45ZM50 77V78H49ZM85 77V78H84ZM149 77V76H148ZM151 77V76H150ZM248 77L250 78V79H248ZM41 78V79H40ZM44 78H45V80H44ZM53 78V79H52ZM56 78V79H55ZM60 78V79H59ZM67 78L70 80H68V82H67ZM87 78V79H86ZM116 78V79H115ZM157 78V79H156ZM228 80H227V79ZM247 78V79H246ZM253 80H252V79ZM25 79V78H24ZM48 79V80H47ZM58 79V81L59 82H55V80H57ZM114 79V80H113ZM202 79V77L200 78V80ZM50 80V81H49ZM61 80V81H60ZM85 80H87L86 81V83H85ZM104 81L105 83H106V85L102 82V81ZM161 80V81H160ZM164 80V81H163ZM227 80V81H226ZM247 80V81H246ZM45 81V82H44ZM54 81V82H53ZM63 81V86L60 84L61 82ZM76 81V82H75ZM147 81H150L149 83L147 82ZM153 81V82H152ZM203 81V80H202ZM11 82V81H10ZM50 82V83H49ZM77 82H79L78 83V85L79 84H81V86L79 85V86H77L76 84H77ZM214 82V81H213ZM227 82V83H226ZM233 82V81H232ZM230 83L229 84V86L231 85L232 86V84H234V82L233 83ZM260 82H261V84H260ZM11 83H13V82H11ZM11 83H9V84H11ZM44 83H47V84H44ZM56 83V84H55ZM57 83H59L58 85L59 86H57ZM88 83V84H87ZM117 83H121V82H117ZM166 83V84H165ZM187 83V84H186ZM226 83V84H225ZM42 84H40V85H42ZM65 84H67V86L65 85ZM71 84V85H70ZM104 84V85H103ZM111 84V86L109 87L108 85H110ZM130 84V85H129ZM161 84V85H160ZM180 84H185V85H183V87H182V85H180ZM208 84H209V86H208ZM214 84L216 85V87L214 86ZM254 84V85H253ZM46 85V86H45ZM69 85H70V87H69ZM100 85V86H99ZM152 85H153V87H152ZM164 85V86H163ZM187 85V86H186ZM218 85V86H217ZM262 85V86H261ZM55 86H57V87H60L61 86V89L59 88L58 90H55L56 89V87ZM140 86V87H139ZM181 86V87H180ZM214 88H213V87ZM220 86V88H218ZM261 86V87H260ZM52 87H54V89L52 88ZM62 87H63V90H62ZM73 87V88H72ZM79 87H81V88H79ZM89 87V88H88ZM100 87H102V88H100ZM147 87V88H146ZM163 87V88H162ZM176 87V89H174ZM223 87V88H222ZM5 88V87H4ZM70 88V89H69ZM71 88L73 89V90H71ZM161 88H162V90H161ZM165 88V89H164ZM168 88H170L171 90H172V92H170V89H168ZM186 88V89H185ZM203 88V91L201 90V91H199L200 89H202ZM207 88H208V90H207ZM212 88V89H211ZM34 89V88H33ZM85 89V90H84ZM99 89H100V91H101V93H104V94H101L100 93V91H99ZM102 89H104L103 91H102ZM109 89H108V91H109ZM148 89V90H147ZM189 89H191V91H189ZM199 89V90H198ZM38 90H40V89H38ZM72 92H71V91ZM79 90H81V91H79ZM90 92H89V91ZM99 91V94H101V95H99V98L97 99V102H93V104H91L90 105V103H92L91 101H89L88 100V98L87 97H93L94 96V94L96 93V92H98ZM226 90V91H225ZM228 90H229V92H230V94H229V92H228ZM261 90H263V91H261ZM37 91V90H36ZM56 91H57V93H56ZM187 91V92H186ZM193 91V92H192ZM198 91V92H197ZM213 91V92H212ZM215 91V92H214ZM47 92H50L49 90L47 91ZM68 92L65 94V95H68ZM85 92V93H84ZM95 92V93H94ZM170 92V93H169ZM174 92V93H173ZM204 92V93H203ZM207 92H209V93H207ZM228 92V93H227ZM83 93H84V96H83ZM108 93V92H107ZM110 93V94H109ZM109 93L107 94V95H112V93L113 92H110L109 91ZM169 93V94H168ZM226 93V94H225ZM233 93H236L237 94V97L233 94ZM251 93V92H250ZM86 94V95H85ZM138 94V95H137ZM175 94V95H174ZM177 94V95H176ZM192 94V95H191ZM195 94H199V95H197V96H195ZM212 95V97H210L211 95ZM230 96H229V95ZM256 94V93H255ZM170 95H172V98L170 97ZM208 95V96H207ZM216 95V96H215ZM223 95H224V97H223ZM238 95L239 96H241V98H239L238 97ZM248 95H249V93H248ZM167 96H168V98H170V100L169 99H167ZM175 98H174V97ZM192 97V99H190V97ZM219 96H221L220 98H219ZM233 96V97H232ZM250 96H252V95H250ZM254 96V95H253ZM30 97H32V95L30 96ZM83 97H85L84 99H83ZM89 97V98H90ZM105 97H107L106 95H105ZM130 97V98H129ZM189 97V98H188ZM199 97V98H198ZM200 97H202V98H200ZM262 97H263V101H264V94H262ZM102 98H103V100H102ZM164 98L166 99V101H164ZM174 98V99H173ZM178 98V99H179ZM234 98H236V99H234ZM258 98V97H257ZM257 98H253V99H251V101L253 100V105H255V104H258L257 106H256V108L258 107V108H260L259 106H260V102H258L257 100ZM28 99V98H27ZM93 99V98H92ZM183 99H187L186 101H188V102H186L185 100H183ZM210 99H214V100H210ZM234 99V100H233ZM256 99V100H255ZM109 100V99H108ZM183 100V101H182ZM200 100H201V102H200ZM254 100L256 101V102H258V103H254ZM105 101V102H104ZM169 102V103H166V102ZM171 101V102H172ZM191 101V102H190ZM195 101V102H194ZM236 101V102H235ZM250 101V100H249ZM55 102V101H54ZM58 102V101H57ZM72 102V103H71ZM241 102H243V103H241ZM244 102H245V104H244ZM104 103V104H103ZM192 103V104H191ZM198 103H200V104H198ZM54 104V105H53ZM209 104H210V106L211 107H209L208 108V106H209ZM6 105V104H5ZM4 105V107H6ZM55 105H57V106H55ZM72 105H74V107L75 108H73V107H71ZM76 105V106H75ZM196 105V106H195ZM201 105V106H200ZM208 105V106H207ZM252 104H251V106H253ZM13 106V109H15V112H13V109H12V113H11V115L13 114V113H16L17 112V106L16 105H12ZM53 106V107H52ZM55 106V107H54ZM62 106H63V108H62ZM184 106V105H183ZM195 106V107H194ZM214 106V107H213ZM60 107V108H59ZM81 107V106H80ZM129 107H131V108H129ZM179 107L182 109V107L179 105ZM178 107V108H179ZM198 107V108H197ZM203 107V108H202ZM7 108V110L8 109H10V108H8V107H6ZM53 108H55V110H57L56 111V113H55V110L53 109ZM96 108H98V109H96ZM169 108V109H168ZM170 108H171V110H170ZM179 108V109H180ZM214 108H215V110L216 111H214ZM257 108V110L259 111V109ZM51 109V112H52V114H53V116L52 115H50L51 114V112H49V110ZM63 109V110H62ZM116 109H119V107L117 106L116 107ZM236 109V110H235ZM62 110V111H61ZM201 110V111H200ZM205 111L204 113H206L207 111H209V113H210V115H209V113L207 112L206 114H208V115H205V117H203L204 115V113L202 112V111ZM19 111V110H18ZM20 111H21V113H22V109H20ZM61 111V112H60ZM245 111V112H244ZM41 112V111H40ZM54 112V113H53ZM63 112V113H62ZM125 112H126V114H125ZM130 112H133L132 113V115L130 114V116H132V117H130V119H132L134 122H132L131 120H129V117L127 116V113H130ZM193 112V111H192ZM191 112V113H192ZM231 112V113H230ZM233 112V113H232ZM247 112V113H246ZM58 113H61V114H58ZM212 113V114H211ZM251 113H252V115H251ZM58 114V115H57ZM215 114V115H214ZM256 114H258L257 116H256ZM56 117H55V116ZM120 115V116H119ZM123 115V116H122ZM238 115V116H237ZM50 116H52V118L51 119H49L50 118ZM74 116V115H73ZM203 118H202V117ZM70 117H72V116H70ZM76 117V116H75ZM117 117V118H116ZM226 118L227 117V119L228 120H226V119H223V118ZM233 117H235L237 120H235V118H233ZM124 118V119H123ZM232 118V119H231ZM53 119V120H54ZM124 121H123V120ZM233 119H234V121H233ZM50 120V121H49ZM78 120V119H77ZM224 120H226V121H224ZM231 120V121H230ZM131 121V122H130ZM180 121V122H179ZM220 121H222L221 122V125L222 126H220V124H219V122ZM243 121H244V123H243ZM54 122V121H53ZM223 122H227L226 124H223ZM229 122H230V124H232V125H230L229 124ZM240 122V121H239ZM248 125H247V124ZM169 124L171 125V126H169ZM178 125V126H177ZM217 125V126H216ZM236 125V124H235ZM175 126H177L176 128H175ZM43 127V126H42ZM53 129V131H51V128ZM227 127V126H226ZM49 128H50V130H49ZM117 128V127H116ZM118 129H120V128H118ZM118 129H114L113 131H111L110 132V135H117L119 132H120V130H118ZM171 129V130H170ZM173 130H175V132L173 131ZM240 130V131H239ZM155 131H157V132H155ZM160 131H164L165 132V134L163 133L162 135L164 136V137H168L167 139L165 138H161V136L159 135V136H155V133H156V135L157 134H160V133H162V132H160ZM167 131V132H166ZM170 131V132H169ZM249 131V132H248ZM47 132H48V134H47ZM50 132V133H49ZM170 134H169V133ZM183 132V131H182ZM213 132V133H214ZM248 134H247V133ZM213 133H212V135H213ZM235 134V135H234ZM246 134L248 135V136H246ZM39 135V133H37V136ZM41 135V134H40ZM126 135V134H125ZM125 135H123L122 137L123 138H127V135L125 136ZM166 135V136H165ZM181 135V134H180ZM214 135L216 136L217 135V133H214ZM213 135V136H214ZM234 137H233V136ZM251 135V136H250ZM258 135V136H257ZM261 135V136H260ZM182 136V135H181ZM40 137V136H39ZM113 137V136H112ZM158 137V138H157ZM256 137V138H255ZM258 137H262V138H258ZM115 140L116 141H118L117 139H119V138H117L116 136H115ZM111 139V138H110ZM153 139H155V140H153ZM160 139H161V141H160ZM179 139V138H178ZM182 139L183 140H177L178 142H184V143H186V141H188L186 138H184V137H182ZM186 139V140H185ZM239 139H240V141H239ZM250 139V140H249ZM52 140V139H51ZM47 141V140H46ZM154 141H156L155 143H154ZM177 141H175V142H177ZM52 142H56V140H54L53 139V141ZM236 142V143H237ZM49 143V144H48ZM137 143V144H138ZM243 143V144H244ZM53 144V145H52ZM231 144V143H230ZM50 145H51V147H50ZM157 145V147H155ZM234 145H235V147H236V144L234 143ZM233 144L232 145H229V144H227V146H234ZM51 148H53V149H51ZM157 148H159V149H157ZM1 150V149H0ZM50 150V151H49ZM167 152H169V153H172V154H175V150H167ZM249 152H250V150H249ZM56 153L59 155V149L57 148V151H56ZM203 153V152H202ZM201 153V154H202ZM2 152L0 151V161H2V162H4L3 164H7V161H8V164L7 165H12L13 167H17V169L20 167V165H27L29 162H28V159H30L29 157H27V158H23V157H17V160L19 161H13V163H12V161L11 160H9V159H6L5 158V161H3L4 160V156L2 157ZM203 155V154H202ZM5 157H8V155L6 154V156ZM179 156H177V158H178ZM186 156H181L180 157V159L179 160H182V163L178 160V162H179V164H177L178 162H175V166H174V168L175 167H177V170L179 171V173H181V174H184V175H186V176H189V174L191 173V175H192V177L194 176V175H198L197 173H200L199 171H202L203 169H201L200 168V166H199V164H201V163H199L200 161L199 160H197V161H199V162H196V164L197 163H199L197 166H199V168L200 169H196V167H195V165H194V163H195V161L194 160H192L190 157L188 158L189 160H187V157L185 158ZM21 158H23L22 160H21ZM69 158H72V157H68L67 158V160L69 161L68 162V164H75V162L73 163V161L74 160H72V159H69ZM175 159H176V155H175V157H174ZM186 160H185V159ZM24 159H27V161H25ZM24 160V161H23ZM156 160V158H153L152 159V161H155ZM167 160V159H166ZM22 161V162H21ZM168 162H169V164H167V165H165L166 166V168L168 167H170V164H174V163H171L172 162V160L170 161V160H167ZM191 163H190V162ZM16 162H17V164H16ZM111 162V160L109 159L108 160V162L106 161V163H105V165L104 166H106V168H104V166H99V170L102 172V171H105V170H107V167H108V169H109V171H110V169L112 168L111 167V165L109 166V163ZM167 162V163H168ZM248 162V163H247ZM247 162H245L246 164H244L245 166H247V165H249L251 162H249V161H247ZM10 163V164H9ZM19 163H21L20 165H19ZM25 163V164H24ZM181 163V164H180ZM187 163V164H186ZM83 163H79V165H80V167H81V165H82ZM96 164H98V163H96ZM191 164H193V165H191ZM190 165V166H189ZM97 166V165H96ZM173 166V165H172ZM180 166H182V167H180ZM191 166H192V168H191ZM194 166V167H193ZM27 167V166H26ZM25 166L23 167V168H21L20 170L18 169V171H17V173L16 172H14V170H12L13 172V174L15 173V175H16V182H17V184H20L19 186L21 187V191L23 190V191H25V192H22L23 194H21V192H20V198L17 196L15 199L14 198H12V199H9V200H7L8 198L7 197H4L3 196V198H1V196H0V227H1V229H0V231H2V232H0V236L2 237V238H4V237H8V238H4L5 240H6V242H5V240L4 239H2L1 237H0V246L2 245V246H4V244H5V246H7L8 247V251H7V248H4V253L3 254H0V256H8L6 259L9 261V259H11V257H12V259L10 260V262H16L17 264H19V262H20V264H34V263H36L35 261H30V258L29 259H27L26 258V256H25V254H22V252L18 249V247L15 245L16 244V242L18 241V235L16 234L17 232H19V230H17V226H16V224H17V221L15 220L16 218H18V215L19 214H21L20 213V211H18L16 208L14 209L13 207L11 208V205H13L14 203V201L16 200V201H19V200H22V202L23 203H25L24 204V207H25V209H24V211H25V213L27 214V215H29V216H31V215H33L34 216V214H33V212H34V210L33 209H38V210H42L43 211V213H45L46 214V216H49L52 220H53V218H54V220L56 221L55 222V224H59V225H61V228H62V230H63V228H64V230H67V228L69 229V227H73V229H75L74 231H73V229L71 230V232L69 231H64L63 230V232L65 233H67L66 235H65V239H67L68 240V243H69V247H70V249H68V248H63V252L66 254L67 253V256H68V258H67V256L66 255H63L64 253H62L61 251L62 250H59L58 249V251H54L55 253H54V257L52 256L53 254H49L48 256H46L47 257V259H48V261H45L43 264H45L46 262H48V263H46V264H94V261H95V264H119V263H121V264H157L156 262V258L155 257H152V256H148V255H142L141 253H134V252H132L131 251V253H127V254H124V252L122 251V249H120V248H118V247H116V248H113V246L111 245V242H101L100 240H95V241H92V239H91V235L90 234H88L86 231H85V228L83 229V226H82V224H81V222H82V220L81 219H78V221H80V222H74L73 221V219L71 220H69V218H70V216H69V213H68V208H67V206L65 205L66 203H65V201H63L64 199L61 197L62 195H57L56 193H55V191L53 190V188H51V189H49L50 187L48 186H46L48 189H45V191L43 190V187L41 188V187H33L32 185H34L33 184V181H26V177H25V175H23V173H21L22 172V169L24 170V171H27V169H28V167L26 168ZM111 167V168H110ZM82 169H86V168H84V166H82ZM88 170V171H87ZM93 169H91V171L87 168L86 169V171L87 172H85V174H87L86 176H90V179H92L91 181H92V185L91 186H93L92 188H94V189H98V188H100L101 186H102V184H101V182L99 181V179L98 178H93L96 174H97V172L95 171V173H93V171H92ZM114 170V169H113ZM190 170V171H189ZM189 171V172H188ZM89 172V173H88ZM247 172V173H246ZM186 173V174H185ZM194 173V174H193ZM22 174V175H21ZM84 174V175H85ZM188 174V175H187ZM210 174V173H209ZM208 174V175H209ZM248 174V171L246 170L245 171V175H247ZM249 175V174H248ZM18 176V177H17ZM210 176V175H209ZM25 177V178H24ZM87 177V178H88ZM23 180H25V182L23 181ZM87 180V179H86ZM96 180H98L97 182H96ZM19 181H21V182H19ZM96 182V184H95V182ZM181 182H182V185H181ZM180 182V184L179 183H177L176 185V187H174L173 185L172 186H168L169 188L168 189H170V191L173 193L172 194V196L175 198V204L177 205V210H176V212L174 213V214H178L179 213V211L181 212V213H185L186 214V210H184V208H182L183 207V205H184V202L185 201H182L181 199H183V200H186L187 198H186V192H188V194L190 195L191 193L193 194V193H195V194H193V196H198L199 195V193H201V191L199 192V191H195L196 189H193L192 190V188H194L195 186H194V184L192 183V185H193V187H192V185L191 186H189L190 185V183H188V182H184L183 180ZM198 182H200V184H199V187L200 186H202V183H203V180L202 181H198ZM202 182V183H201ZM22 183V184H21ZM28 183V184H27ZM24 184V185H23ZM94 184V185H93ZM95 185H96V187H95ZM99 185V186H98ZM180 185V186H179ZM184 185V186H183ZM27 186V187H26ZM183 186V187H182ZM184 187H188V189H186V188H184ZM197 187V186H196ZM231 187V186H230ZM34 189V190H33ZM96 189V190H97ZM198 189V188H197ZM255 189H257V188H255ZM260 188H258V190L257 191H255V190H248V192L246 191L245 193L246 194H243V196H238L239 194L238 193H231V192H229L228 193V197H230L231 196V200H235V198L237 199V201L239 202V206H240V208H246V206L247 207H249L250 206V204H254V203H256V202H262L263 200L262 199H264V194L263 193H261L260 192V190H259ZM180 190H182L183 191V193H182V191H180ZM187 190V191H186ZM48 191V192H47ZM95 191V190H94ZM229 191V190H228ZM33 192V193H32ZM29 193V194H28ZM176 193V194H175ZM6 194V193H5ZM36 194V195H35ZM54 194V195H53ZM179 194V195H178ZM191 194V195H192ZM230 194V195H229ZM248 194V195H247ZM23 195V196H22ZM28 195H30V197L28 196ZM182 195H183V197H182ZM234 195V196H233ZM53 196V197H52ZM56 196V197H55ZM60 196V197H59ZM179 196V197H178ZM233 196V197H232ZM24 197V198H23ZM23 198V199H22ZM41 198V199H40ZM134 199V203H133V205H134V207L136 208V209H140V208H144L145 207V205L147 204L146 202H147V198H135V197H133ZM179 198V199H178ZM184 198H186V199H184ZM234 198V199H233ZM241 198V199H240ZM1 199H4V200H1ZM32 199V200H31ZM62 200V201H61ZM181 200V201H180ZM11 203H10V202ZM15 201V202H16ZM25 201V202H24ZM30 201H32V202H30ZM36 201V202H35ZM60 201V202H59ZM159 200H156V202H158ZM177 201V202H176ZM38 202V203H37ZM42 202V203H41ZM179 202H183V205H178V203ZM201 203L202 202V199H200V200H197V203ZM235 202H236V200H235ZM47 205H46V204ZM180 203V204H181ZM3 204V205H2ZM6 205V206H5ZM32 205V206H31ZM42 207H41V206ZM60 205V206H59ZM62 205V206H61ZM2 206H4V207H2ZM8 206V207H7ZM36 206V207H35ZM179 206H180V208H179ZM28 207V208H27ZM55 207V208H54ZM64 207V208H63ZM179 208V209H178ZM243 208V210H241L240 209V211L238 210V212H234V214L233 213H231V215L234 217V218H236V220L235 219H233V217L230 215V216H227V218L229 219V220H231V223L233 222V224H241V223H243V222H245V221H248L249 222V224H250V226H251V230L249 229V227H247L248 228V230H244L243 229V231H240V230H234V229H232L233 230V232H232V230H231V228H230V226H231V224L229 223V224H227L226 225V222L227 221H229L228 219H226L225 220V222L224 221H222V220H220V221H215V223H213V221L212 220H210V219H206V220H202L203 218H201V217H199V215H193L192 213L191 214H189L188 216V219H190L191 221H193L195 224H192V225H190L191 226V228H190V226H189V228H190V230L192 231V234H191V232L189 233V232H187V235L191 238L192 237V235H193V237H192V240H190V242H193L197 237H199L200 236V238H199V240L200 239H203V236H202V234L203 233H205L206 235L208 234V231H210L209 233H213L212 235H213V238H212V241H214V242H216L217 244L220 242V244H218L217 246H220L219 248L220 249H223V248H227V249H229L230 247H236V249H237V247H238V250L239 249H245L246 250V248H247V250H251L252 252H251V260H252V264H264V244L263 245H258V243H257V236H256V231L258 230V229H261V231L262 232H264V226H263V223L264 222H261L262 224L260 225V226H262V227H260V226H258L259 224H260V222H259V224L258 223H255V221L257 222V219H256V215H255V217H252V218H250L251 216L249 215V213H245V212H249V210L246 208V209H244ZM7 209H9V210H7ZM14 209V210H13ZM183 210V211H182ZM246 210V211H245ZM248 210V211H247ZM4 211V213H2ZM28 211V212H27ZM48 212V213H47ZM178 212V213H177ZM241 212V213H240ZM10 213V214H9ZM35 214H37V212L35 213ZM48 214V215H47ZM6 215V216H5ZM12 215L14 216V218L15 219H11V217H12ZM192 215V216H191ZM66 216V217H65ZM69 216V218H67ZM34 217H36V215L34 216ZM193 217H195V218H193ZM6 219V220H3V219ZM193 219V220H192ZM198 220V221H197ZM224 220V219H223ZM69 221V222H68ZM70 221H72V222H70ZM170 221V222H169ZM173 221V222H172ZM197 221V222H196ZM210 221V222H209ZM176 222H180V221H174V219H167V222L166 223H169V225H173L174 227H176L177 225H178V223H176ZM203 224H202V223ZM62 223H64V224H62ZM68 223H70V225L68 224ZM71 223H72V226H71ZM181 223H182V221H181ZM201 223V224H200ZM217 223H219V224H222V228H220L221 226H219V224H217ZM80 224H81V226H80ZM177 224V225H176ZM184 224V223H183ZM200 224V225H199ZM211 224L212 225H216V227H214V226H212L211 227ZM257 224V225H256ZM7 225H8V227H7ZM58 225V226H59ZM67 225V226H66ZM168 225V226H169ZM202 225V226H201ZM218 225V226H217ZM229 225V226H228ZM257 226V227H255V226ZM4 226V227H3ZM69 226V227H68ZM77 226V227H76ZM196 226H198V227H196ZM200 226V227H199ZM225 226V227H224ZM12 227V228H11ZM78 227H80V229L78 228ZM184 227H187L186 226V223L184 224ZM204 227L205 228H210V230H206V229H204ZM218 227H219V229H221V230H223V232L221 231V230H219L218 229ZM226 227H228V228H226ZM260 227V228H259ZM9 228V229H8ZM14 228V229H13ZM66 228V229H65ZM77 228V229H76ZM189 228H188V230H189ZM202 228V229H201ZM253 228V229H252ZM4 229V230H3ZM215 229H217L216 231H215ZM227 230V232L229 233H227L226 232V230ZM83 230V231H82ZM202 230H204V231H202ZM6 231V232H5ZM79 231V232H78ZM176 231V230H175ZM174 231V232H175ZM218 231H220V233L219 234H216L215 232H218ZM237 231H239V232H237ZM7 232L9 233V234H7ZM12 232V233H11ZM73 232H74V234H73ZM77 232V233H76ZM203 232V233H202ZM236 232V233H235ZM250 232H251V235H250ZM233 233H235V234H237V236L235 237V239L234 238H232L231 236H235V234L234 235H232ZM240 233V234H239ZM241 233H242V235H241ZM246 233V234H245ZM255 233V234H254ZM4 234H7L6 236L4 235ZM77 234V235H76ZM78 234H79V236H78ZM86 234H88L87 236H86ZM226 234H227V236H226ZM245 234V236H243ZM248 234H249V236H248ZM10 235H12V236H10ZM17 235V236H16ZM70 235V236H69ZM74 236H76V238L74 237ZM194 236H196V238L194 237ZM216 236V237H215ZM238 236H239V238H238ZM17 237V238H16ZM71 239H70V238ZM89 237H90V239H89ZM202 237V238H201ZM231 238L232 239V241L231 242H228V243H225L227 240V238ZM249 237H250V239H249ZM193 238H194V240H193ZM224 238V239H223ZM238 238V239H237ZM2 239V240H1ZM8 239V240H7ZM10 239V240H9ZM175 239L176 238H173V240L175 241ZM234 239V240H233ZM240 239V240H239ZM261 239V238H260ZM72 240V243L70 242ZM219 240V241H218ZM176 241H177V239H176ZM175 241V242H176ZM248 241V242H247ZM262 241L264 242V238L262 239ZM2 242V243H1ZM178 242V241H177ZM4 243V244H3ZM102 243V244H101ZM234 244V245H233ZM240 244H242V245H240ZM102 245L104 246V247H102ZM243 245H245V246H243ZM1 246V247H2ZM10 246V247H9ZM224 246V247H223ZM242 246H243V248H242ZM72 247V248H71ZM234 247V248H235ZM255 247V248H254ZM262 248H263V250H262ZM73 249H74V251H73ZM66 250V251H65ZM12 251V252H11ZM60 251V252H59ZM255 251V252H254ZM12 253V255H11V253ZM72 252H73V255H74V258H72L73 256H72ZM21 253V254H20ZM134 253V254H133ZM262 254V255H260V254ZM5 254V255H4ZM8 254V255H7ZM14 254V255H13ZM98 256H97V255ZM119 254V255H118ZM130 254H131V256H130ZM57 255V256H56ZM69 255H70V257H69ZM76 255V256H75ZM124 255H127V256H124ZM259 255H260V257H259ZM254 256V257H253ZM15 259H14V258ZM49 257H50V259H49ZM53 259H52V258ZM61 257V258H60ZM119 257V258H118ZM128 257V258H127ZM256 257V258H255ZM258 257V258H257ZM58 258V261L56 260ZM60 258V259H59ZM102 258V259H101ZM105 258V259H104ZM116 258V259H115ZM118 258V259H117ZM130 258V259H129ZM145 258V259H144ZM148 258V259H147ZM152 259L153 260V262H151L150 261V259ZM55 259V260H54ZM73 259H74V261H73ZM78 259V260H77ZM104 259V260H103ZM134 260V261H132V260ZM145 261H144V260ZM19 262H18V261ZM77 260V261H76ZM99 262H98V261ZM102 260V261H101ZM106 260V261H105ZM110 260H113L114 262H112V261H110ZM118 260V262H116ZM158 261H161V259H157ZM54 261V262H53ZM61 261V262H60ZM93 261V262H92ZM101 261V262H100ZM103 261H105V262H103ZM150 261V262H149ZM258 261V262H257ZM56 262V263H55ZM60 262V263H59ZM68 262V263H67ZM174 262L175 263H173V264H178V262H179V260L177 261L176 260V258H174ZM7 264H8V262H6ZM41 264V263H40Z\"/></svg>",
    "mask_w": 264,
    "mask_h": 264
}]
</instances>
